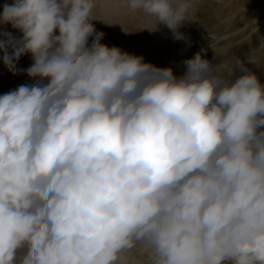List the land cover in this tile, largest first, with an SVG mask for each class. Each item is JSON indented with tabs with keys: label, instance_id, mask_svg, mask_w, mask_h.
<instances>
[{
	"label": "clouds",
	"instance_id": "obj_1",
	"mask_svg": "<svg viewBox=\"0 0 264 264\" xmlns=\"http://www.w3.org/2000/svg\"><path fill=\"white\" fill-rule=\"evenodd\" d=\"M126 5L189 43L196 0ZM95 6L0 11L21 33L0 31V59L15 75L30 54L33 80L0 95V264H117L137 245L149 264H264V84L232 79L239 57L225 73L201 49L177 77L109 47Z\"/></svg>",
	"mask_w": 264,
	"mask_h": 264
},
{
	"label": "rangeland",
	"instance_id": "obj_2",
	"mask_svg": "<svg viewBox=\"0 0 264 264\" xmlns=\"http://www.w3.org/2000/svg\"><path fill=\"white\" fill-rule=\"evenodd\" d=\"M12 2L13 0H0V11H2L3 5L5 3L11 4ZM123 5L124 7L127 8L126 12L124 13L125 15H123V17L127 19V21L124 20V24L122 25L124 28L129 23L132 25L135 24L137 27L138 23L136 22L143 20L149 23L147 27L151 26L152 24L151 17L150 18L149 16L146 17V14L140 11H135V12L131 11L127 7L125 0H123ZM129 11H131L132 15ZM195 12L196 13L192 16L193 21L185 22L182 26L183 29L181 28L179 29L181 32H183V30L186 29L184 30L183 33L188 39L187 41L190 43V46L189 43L185 42V40L183 41L175 40L173 38L171 30H168V28L162 24H159L157 26L156 31H149L147 29L140 30L141 28H143L141 26H138L137 28L135 27L134 29H131V31L128 32L129 34L134 36V38L132 39L124 38V32L123 33L119 31L114 32L115 31L114 29H109L110 24L114 25L119 22V21L116 22L115 19H113L116 18L114 16L111 17L112 21L110 20V18L108 19L109 20L108 22L105 20L106 23L103 22V20L100 22L96 20L97 27L95 26V29L97 31L99 30L103 31L104 33L106 32L104 36L105 38L103 37L104 38L103 40H105L108 43L109 47L118 46L119 48H121L122 51H126L128 53L135 55L138 54L137 56H142L143 60L144 61L146 60L145 62L151 63L157 67L159 65L161 66V68H163L164 66L171 67L173 65L171 68L173 70L174 75H176L177 77L182 76L183 75L182 73H184L185 70L184 68H186V66L183 65L182 61L191 58L196 53V51L198 52L201 49H204L205 51L201 52L202 57L204 59L209 60L211 64L217 65L220 68V70L225 73L227 71V67H230L232 65L233 58L239 57V59L243 64V69L240 67H234L233 76H232L233 80L239 77L240 75H243L244 71L246 70L248 72L254 73L259 79L260 83L264 84V78H263L264 46H262L264 45V0H196ZM127 13L130 14L131 17H129L130 15H127ZM134 17H137L138 19ZM100 23L102 26L100 25ZM7 26L0 25V31L9 32ZM16 31L19 32L18 30ZM19 34L21 33L19 32ZM209 34H214L216 36L228 34V39L220 40V41H212L210 40ZM167 37L171 39L169 40ZM91 38L92 37H89V41H88L89 44L91 43ZM172 39L174 43L177 41L176 42L177 45L179 44L180 45L177 46L176 43L174 45V43H172L173 42ZM137 40H140L139 41L140 43ZM164 40L166 41L165 45L168 46L164 45ZM178 41L181 43H179ZM168 43L169 44L172 43L170 44V46L172 47H170ZM161 46L163 48H160ZM188 49H192V50L188 51ZM157 51L159 52L157 53ZM188 52L190 53L188 54ZM181 54H184L185 56L184 55L182 56ZM0 56H2V53H0ZM27 58H31L30 54H25L21 56L19 60L16 61V63L19 64L21 61L27 60ZM249 60H252L253 62H250ZM177 61L178 63H176ZM166 62L171 64L167 65ZM17 64H16V70H21L20 67L17 68L18 66ZM5 74H6L5 81L7 85H9L8 87L10 90L11 89L14 90L17 87V81L19 78L18 76L20 75L24 76L25 81L28 80V77H26L27 75L24 72L20 73L16 71V74L13 75L11 72L8 71V69H6ZM2 80H4L3 77L0 78V83L3 82ZM31 83H33V81H29L25 84H31ZM134 249H138V248L134 247L132 249L126 250L128 253L126 251L122 252L120 255V259L117 261V264H149L148 252L144 250L142 247H140V249L143 252L142 253L139 252L137 254L138 251L136 252V250ZM121 261H123V263H121ZM225 264H227V262H225Z\"/></svg>",
	"mask_w": 264,
	"mask_h": 264
},
{
	"label": "bare ground",
	"instance_id": "obj_3",
	"mask_svg": "<svg viewBox=\"0 0 264 264\" xmlns=\"http://www.w3.org/2000/svg\"><path fill=\"white\" fill-rule=\"evenodd\" d=\"M126 1V0H125ZM229 3V2H228ZM224 4H226V3H224ZM220 5H223V4H220ZM241 7V6H240ZM236 8V7H235ZM126 7H124V5H123V0H96V6H95V8L93 9V13H94V15L95 16H97L99 19H97V21L98 22H100V21H102L103 20V22H108L109 20V18H110V20L112 19L111 17L112 16H114V17H116V18H118V19H116V18H113V19H115V21L116 22H118L117 24H114V25H111L110 24V26H109V29H114L115 31L114 32H116V31H119V32H124V38H134V36L133 35H131V34H129L128 32L129 31H131V29H134L135 27H136V25L135 24H128V25H126L125 26V28L122 26L123 24H124V20H126L127 21V19L125 18V17H123V15H125L124 13L126 12ZM208 9V8H207ZM220 9V8H219ZM129 10V9H128ZM127 10V11H128ZM218 10V9H217ZM216 11V10H215ZM130 13H131V11H129ZM138 13V12H137ZM196 13V12H195ZM215 13V12H214ZM127 15H130V14H128L127 13ZM131 15H132V13H131ZM131 15L129 16V17H131ZM143 15V14H142ZM216 15V14H215ZM142 17V16H141ZM145 17V16H144ZM146 17H147V15H146ZM197 17V16H196ZM134 18H137V17H134ZM150 18V17H149ZM101 19V20H100ZM130 19V18H129ZM132 19V18H131ZM138 19V18H137ZM144 19V18H143ZM152 19V18H151ZM106 20V21H105ZM112 21V20H111ZM197 21V20H196ZM92 23H93V25H94V27L96 26L97 27V25H96V20H93V21H91ZM129 22V21H128ZM132 22V21H131ZM113 23H114V21H113ZM127 23V22H126ZM136 23H138V25H137V27L138 26H141V27H147L148 25H149V23L147 22V21H138V22H136ZM151 24V23H150ZM100 25H101V23H100ZM103 25H104V23H103ZM106 25V24H105ZM152 25V24H151ZM7 26V25H6ZM99 26V25H98ZM102 26V25H101ZM160 26H162V25H160ZM100 27V26H99ZM98 27V28H99ZM136 27V28H137ZM164 27V26H163ZM166 27V26H165ZM7 28H8V30H9V32H11L14 36H17V37H19L21 34H19V32H17L16 31V29H13L12 27H11V25L9 24L8 26H7ZM161 28V27H160ZM124 29L126 30V31H128V32H125L124 31ZM158 29H159V27H158ZM181 29H183V27H181ZM169 30V29H168ZM184 30H186V29H184ZM184 30H183V32H184ZM100 31V30H99ZM106 31H108V30H106ZM154 31H156V30H154ZM165 31V30H164ZM167 31V30H166ZM110 32V31H109ZM135 32V31H134ZM141 32V31H140ZM145 32V31H144ZM148 32V31H147ZM168 32V31H167ZM106 33V32H105ZM186 33V32H185ZM121 34V33H120ZM165 34H166V32H165ZM189 34V33H188ZM139 35V34H138ZM105 36V35H104ZM103 36V37H104ZM123 36V35H122ZM120 37V36H119ZM148 37V36H147ZM105 38V37H104ZM104 38H102V43H105V44H107L108 45V43L105 41V40H103ZM115 38V37H114ZM168 38V37H167ZM119 39V38H118ZM144 39V38H143ZM166 39V38H165ZM169 39V38H168ZM171 39V38H170ZM169 39V40H170ZM91 40H92V38H91ZM108 40H110V39H108ZM134 40V39H133ZM136 40V39H135ZM147 40H148V38H147ZM146 40V41H147ZM188 40V39H187ZM131 41V40H130ZM129 41V42H130ZM138 42L140 41V40H137ZM145 41V40H144ZM143 41V42H144ZM163 41V40H162ZM161 41V42H162ZM172 41H173V39H172ZM171 41V42H172ZM183 41V40H182ZM166 41L164 40V45L166 44L165 43ZM169 42V41H168ZM177 42V41H176ZM175 42V43H176ZM179 42V41H178ZM196 42V41H195ZM126 43H127V40H126ZM140 43V42H139ZM146 43V42H145ZM172 43H174V41L172 42ZM172 43H170V44H172ZM175 43H174V45H175ZM179 43H181V42H179ZM125 44V43H124ZM133 44H135V43H133ZM163 44V43H162ZM169 44V43H168ZM170 44H169V46H170ZM184 44V43H183ZM194 44V43H193ZM176 45H177V43H176ZM180 45V44H179ZM179 45H177V46H179ZM165 46H168V45H165ZM152 47V46H151ZM155 47V46H154ZM170 47H172V46H170ZM169 47V48H170ZM153 48V47H152ZM160 48H163L162 46L160 47ZM159 48V49H160ZM196 48V47H195ZM166 49V48H165ZM167 49H168V47H167ZM137 50V49H136ZM192 49H188V51H191ZM133 51V50H132ZM160 51V50H159ZM159 51H157V53L159 52ZM138 52H140V51H138ZM197 52V51H196ZM157 53H156V55H157ZM168 53H169V50H168ZM173 53V52H172ZM171 53V54H172ZM174 53H175V51H174ZM173 53V54H174ZM181 53V52H180ZM190 52H188V54H189ZM185 54V53H184ZM184 54H181L182 56L184 55ZM135 55V54H134ZM138 55V54H137ZM165 55V54H164ZM169 56V55H168ZM185 56V55H184ZM186 56H187V54H186ZM0 57H2V56H0ZM167 57V56H166ZM174 57V56H173ZM179 57H180V55H179ZM216 57V56H215ZM171 58V57H170ZM184 58H186V57H184ZM184 58H183V60H184ZM175 59V58H174ZM181 59V58H180ZM167 60V59H166ZM177 60V59H176ZM21 61V60H20ZM146 61V60H145ZM148 61V60H147ZM171 61V60H170ZM169 61V62H170ZM173 61V60H172ZM183 62V61H182ZM19 63V62H18ZM32 63V60H31V58H27V60H25V61H21L19 64H17L18 66H17V68L18 67H20V69L21 70H16V71H18V72H20V73H22V72H24V69H26L27 67H29L30 66V64ZM165 63V62H164ZM167 63V62H166ZM175 63V62H174ZM176 63H178V61L176 62ZM180 63V62H179ZM157 64V63H156ZM171 64V63H170ZM169 63H167V65H170ZM166 65V64H165ZM184 65V64H183ZM182 65V66H183ZM160 66V65H159ZM158 66V67H159ZM173 66V65H172ZM171 66V67H172ZM175 66V65H174ZM161 67V66H160ZM163 67V66H162ZM165 67V66H164ZM6 67H5V65L3 64V61H2V59H0V78L1 77H3L4 78V80H2L3 82H1L0 83V94L1 95H3L4 93H6V92H8V91H10V89H9V85H7V83H6V78H5V71H6ZM185 69V68H184ZM183 71V70H182ZM185 71V70H184ZM176 72V71H175ZM180 72V71H179ZM25 73V72H24ZM176 74V73H175ZM180 74V73H179ZM183 74V73H182ZM9 75V74H8ZM19 75V74H18ZM19 78H18V81H17V87L19 86V85H21V84H25V83H27V82H29V81H33L32 79H30L28 76H26V77H28V80H26L25 81V77L24 76H18ZM12 78V77H11ZM263 78H264V71H263ZM15 79H16V77H15ZM262 84V83H261ZM12 88V87H11ZM12 90V89H11ZM135 247H137L138 249H134V250H136V252H137V254L140 252V253H142L143 251L140 249V247H142V246H140V245H137V246H135ZM133 250V251H134ZM126 251V250H125ZM131 251V250H130ZM127 252V251H126ZM128 253V252H127ZM131 253V252H130ZM121 255V254H120ZM140 256V255H139ZM133 257V256H132ZM130 258V257H129ZM128 258V259H129ZM137 258V257H136ZM132 259V258H131ZM132 262V261H131ZM120 263V262H119ZM121 263H123V261H121Z\"/></svg>",
	"mask_w": 264,
	"mask_h": 264
}]
</instances>
